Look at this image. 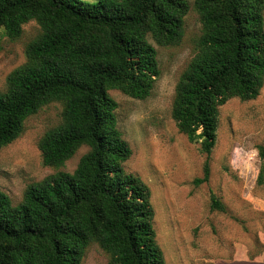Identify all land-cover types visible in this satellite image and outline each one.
Returning a JSON list of instances; mask_svg holds the SVG:
<instances>
[{"label":"trees","instance_id":"trees-1","mask_svg":"<svg viewBox=\"0 0 264 264\" xmlns=\"http://www.w3.org/2000/svg\"><path fill=\"white\" fill-rule=\"evenodd\" d=\"M193 6L201 34L176 83L172 117L210 155L220 107L235 97L255 99L264 86V0ZM189 10L188 0H0V36L16 39L32 20L41 28L0 90V147L21 135L29 116L58 101L62 121L38 143L43 164L60 167L89 148L72 173L29 184L17 205L0 190V264H81L92 242L108 264H167L155 238L151 189L124 167L132 148L109 90L146 99L160 75L150 38L180 44ZM209 177L206 161L193 182ZM211 199V209L225 211Z\"/></svg>","mask_w":264,"mask_h":264},{"label":"rangeland","instance_id":"rangeland-1","mask_svg":"<svg viewBox=\"0 0 264 264\" xmlns=\"http://www.w3.org/2000/svg\"><path fill=\"white\" fill-rule=\"evenodd\" d=\"M180 44L157 50L160 75L146 99L110 89L118 102V127L132 148L124 163L151 189L154 229L167 264H264V86L251 100L229 99L220 107L216 144L207 155L200 143L179 132L172 117L176 83L196 51L201 32L199 14L188 0ZM41 28L35 21L23 25L20 37L0 36V90L7 76L27 60L26 47ZM63 103L53 101L29 116L21 135L0 147V190L14 205L29 184L57 172L72 173L88 146L60 167L45 166L38 143L44 133L62 121ZM209 162V180L199 185ZM261 175V177H260ZM215 195L225 211L211 209ZM108 254L92 242L81 264H108Z\"/></svg>","mask_w":264,"mask_h":264}]
</instances>
